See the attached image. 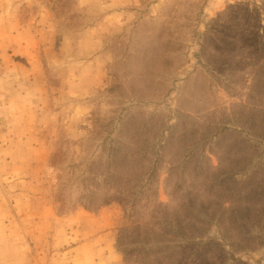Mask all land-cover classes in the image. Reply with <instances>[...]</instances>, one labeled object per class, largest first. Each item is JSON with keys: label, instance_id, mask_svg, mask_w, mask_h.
Here are the masks:
<instances>
[{"label": "rangeland", "instance_id": "374dc122", "mask_svg": "<svg viewBox=\"0 0 264 264\" xmlns=\"http://www.w3.org/2000/svg\"><path fill=\"white\" fill-rule=\"evenodd\" d=\"M256 45L264 0H0V264H264V111L234 127L183 83ZM105 59L122 84L76 93Z\"/></svg>", "mask_w": 264, "mask_h": 264}, {"label": "crops", "instance_id": "0c3cea01", "mask_svg": "<svg viewBox=\"0 0 264 264\" xmlns=\"http://www.w3.org/2000/svg\"><path fill=\"white\" fill-rule=\"evenodd\" d=\"M247 60V66L243 68L241 72L237 67L236 62H233L231 76L226 79L224 77V71L222 73V66L214 65L212 69L210 67L197 66L192 70L191 62L189 66H186V75L183 81L185 93L187 92V89L190 90V87L196 88L195 90H197V94L194 96V101L196 100L198 102L196 105L198 107L197 109L201 110L202 107H207L204 106L205 104L210 105L214 103L211 102L213 93L216 94L219 92L218 90L225 91L227 95H222L220 98L221 100L219 99V104L216 102L214 109L212 110L216 112L218 110H224L223 103L227 102V107H229L230 110L229 123L234 127L237 123L240 125L244 124L243 120L245 118H251L250 112H259L262 111V109L264 111L263 106L256 105L250 100V96H253L255 92L256 70H254V63L252 60H250V58ZM109 63L110 62L105 59L101 65L102 68L99 70H94V68H92L91 71L88 69L79 70L76 71L77 73H73V76L76 77L71 81V87L73 90L80 94H90L97 89L102 91L105 89L106 91L117 87L118 84H122L120 80L118 82L112 78L110 74L107 75V66ZM210 72L213 73V76L211 77H209ZM207 102L211 103L207 104ZM236 129H239L243 134H248V137L251 138L249 130L245 127L240 126L238 128L236 126Z\"/></svg>", "mask_w": 264, "mask_h": 264}, {"label": "trees", "instance_id": "16d2710c", "mask_svg": "<svg viewBox=\"0 0 264 264\" xmlns=\"http://www.w3.org/2000/svg\"><path fill=\"white\" fill-rule=\"evenodd\" d=\"M254 38H255V36H254ZM249 39L250 40H253V36H249ZM250 51L248 50L246 54H243V52H241V53H239V52L238 53H235L233 57H236L238 55L240 57L250 58V56H252V55H250ZM251 54H253V60H252V58H250V60H252L253 62L255 61L254 59L259 60L260 58H263L264 57V48H263V45L262 46L256 45L255 49H252ZM55 159H56V157L51 158V163L55 164V162H54ZM184 172L185 171H182V174ZM182 176L183 175H181V177ZM254 188L255 189L262 188L264 190V186L263 187H260L259 186V187H254ZM181 189H183V187ZM189 190H192V188H189ZM186 193H188V192H186ZM188 194L190 195V192ZM196 202H198V199L197 198H194L192 196H188L187 200L182 204V206H184V207H182V209L183 210L186 209L187 206H188V208L190 207L189 208L190 209V216L192 217L193 220L195 219L197 221L198 225L199 224H202L203 222H211L212 220H214V218H215V216H214L215 215V212H218V210L217 211H216V209L215 210H210L208 207H205L204 206L205 203H203V202L196 203ZM219 213H220V215L222 214V212H219ZM245 220H248V218L245 219ZM235 221L237 223H230V221H229L228 224L223 225V229H224L225 226H228L229 224H230V226L233 229H235V230L238 229L240 227V225L238 224V221H239L238 218H235Z\"/></svg>", "mask_w": 264, "mask_h": 264}]
</instances>
